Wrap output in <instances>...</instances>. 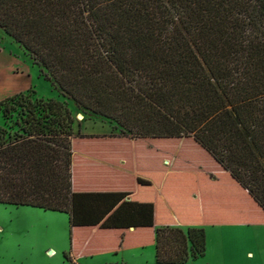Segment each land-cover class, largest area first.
I'll list each match as a JSON object with an SVG mask.
<instances>
[{"label": "trees", "instance_id": "16d2710c", "mask_svg": "<svg viewBox=\"0 0 264 264\" xmlns=\"http://www.w3.org/2000/svg\"><path fill=\"white\" fill-rule=\"evenodd\" d=\"M0 31L119 129L77 135L60 102L0 100L19 121L0 130L1 205L67 215L75 256L154 243L155 264L203 257L204 226L264 225V0H0ZM141 148L145 171L114 190L85 167ZM183 151L214 167L179 164Z\"/></svg>", "mask_w": 264, "mask_h": 264}, {"label": "rangeland", "instance_id": "374dc122", "mask_svg": "<svg viewBox=\"0 0 264 264\" xmlns=\"http://www.w3.org/2000/svg\"><path fill=\"white\" fill-rule=\"evenodd\" d=\"M39 70L31 56L0 31V100L22 93L32 100L60 102L71 113L74 133H119L113 123L76 108L51 79L43 78L44 71L41 73ZM17 119L4 121L0 118V130L16 132L19 125L15 123L19 122ZM79 143V140L75 142L76 149L81 146ZM177 162L185 166L199 164L210 169L214 167L203 154L194 152L183 151ZM72 232L65 214L0 204V264H154L152 249L144 252L125 248L109 253L103 247L91 256H75L81 253V248L77 245L74 251ZM206 233L209 264H264V225L232 230L206 228ZM215 235L223 239V246L213 239ZM101 239L102 236H96L94 243ZM50 251L52 254H48ZM204 260L190 259L185 264H204Z\"/></svg>", "mask_w": 264, "mask_h": 264}, {"label": "crops", "instance_id": "0c3cea01", "mask_svg": "<svg viewBox=\"0 0 264 264\" xmlns=\"http://www.w3.org/2000/svg\"><path fill=\"white\" fill-rule=\"evenodd\" d=\"M77 135H84V136H98V137H102V136H110V135H118V134H114L111 132H107V133H89V134H80V133H74ZM132 143H134V141H131ZM154 155V154H153ZM83 158L87 159L90 161V165L89 166H85V167H91V169H93V171H96V173L101 174V176H103L105 182L111 183L112 186H110L111 189H115L114 184L115 183H120V179L122 176L124 177H130L132 179H135V177L137 176L136 174L138 173V171L144 172L145 171V151L143 148L141 149H126V150H97L96 151V156L93 157H84ZM154 160V156L152 157ZM128 161L127 164H131V168H134V170H128V169H124L123 166L125 165V161ZM153 162V161H152ZM130 167V166H129ZM19 208V207H18ZM28 208V207H27ZM30 208V207H29ZM237 227H258V226H243V225H229V226H204V232H205V253L204 256L199 258V259H205L204 264H209L210 260L207 259V254H208V250H209V245H208V238H207V233H206V228H222V229H229L232 230L233 228H237ZM134 229L133 228H129L128 232H133ZM215 241H217V243H222L223 246V239L221 240V238H219V236H216L213 238ZM234 243V242H233ZM136 249L139 250H150L152 249L154 251V257H153V262L155 264V248H154V243L151 245H147L145 247H134ZM123 249H119L118 251H121ZM117 251V252H118ZM52 252V251H51ZM54 252V251H53ZM111 253V251L109 252ZM48 254H50L48 252ZM92 258V257H90ZM80 260V259H78Z\"/></svg>", "mask_w": 264, "mask_h": 264}, {"label": "bare ground", "instance_id": "6f19581e", "mask_svg": "<svg viewBox=\"0 0 264 264\" xmlns=\"http://www.w3.org/2000/svg\"><path fill=\"white\" fill-rule=\"evenodd\" d=\"M80 117H78V119H79ZM50 254H52V253H50Z\"/></svg>", "mask_w": 264, "mask_h": 264}, {"label": "water", "instance_id": "95a60500", "mask_svg": "<svg viewBox=\"0 0 264 264\" xmlns=\"http://www.w3.org/2000/svg\"><path fill=\"white\" fill-rule=\"evenodd\" d=\"M49 253H52L51 251Z\"/></svg>", "mask_w": 264, "mask_h": 264}]
</instances>
